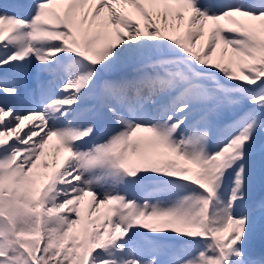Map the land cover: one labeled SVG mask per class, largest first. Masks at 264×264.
<instances>
[{"label": "snow or ice", "instance_id": "snow-or-ice-1", "mask_svg": "<svg viewBox=\"0 0 264 264\" xmlns=\"http://www.w3.org/2000/svg\"><path fill=\"white\" fill-rule=\"evenodd\" d=\"M264 0H0V264H264Z\"/></svg>", "mask_w": 264, "mask_h": 264}, {"label": "trees", "instance_id": "trees-1", "mask_svg": "<svg viewBox=\"0 0 264 264\" xmlns=\"http://www.w3.org/2000/svg\"><path fill=\"white\" fill-rule=\"evenodd\" d=\"M254 242L256 244L264 243V239L258 237Z\"/></svg>", "mask_w": 264, "mask_h": 264}]
</instances>
